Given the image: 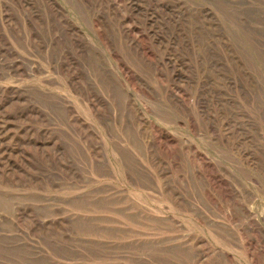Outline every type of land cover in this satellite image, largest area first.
<instances>
[{
    "label": "rangeland",
    "instance_id": "rangeland-1",
    "mask_svg": "<svg viewBox=\"0 0 264 264\" xmlns=\"http://www.w3.org/2000/svg\"><path fill=\"white\" fill-rule=\"evenodd\" d=\"M0 264H264V0H0Z\"/></svg>",
    "mask_w": 264,
    "mask_h": 264
}]
</instances>
